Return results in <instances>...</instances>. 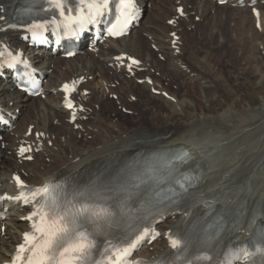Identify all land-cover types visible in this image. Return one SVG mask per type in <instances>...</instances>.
I'll return each instance as SVG.
<instances>
[{"label": "bare ground", "instance_id": "obj_1", "mask_svg": "<svg viewBox=\"0 0 264 264\" xmlns=\"http://www.w3.org/2000/svg\"><path fill=\"white\" fill-rule=\"evenodd\" d=\"M17 1L0 0V17H2L0 19V45L9 43L14 46H20L16 40L18 34L15 31L8 30L11 13L16 7ZM158 1L160 5H165V2ZM173 1L177 5L168 11L169 17H166V21L175 20L171 26L162 27L159 25L161 17L156 13L158 11L149 12L151 18L147 25L151 23V27L144 28L145 26H142V22H140L139 27L131 32L127 38L104 42L102 45L97 46L94 53L85 52L83 56L69 60L56 59V57H49L47 54L33 56L35 67L45 74L46 80L42 86L45 96L44 100H41V97L35 98L36 100L25 99L20 93L13 90L9 82L0 80V104L3 112L15 114L16 110H19L20 116L25 117L23 124H21L23 128L19 127V120L21 119L19 117L13 124L15 126L14 130L4 133L3 140L0 142V185L3 187L1 192H9L13 189V175L21 174L25 182L39 185L43 181L57 180L70 173L75 174L86 167L98 166L107 156L115 152H122L124 156H128L143 148H166L178 145L186 147L188 152L194 157L192 164L186 165L184 169L192 168L195 165L198 166L197 171H200L202 177L206 176V170L209 168L208 164L211 161L210 151L218 145L222 137L218 130H204L203 126L205 124L209 126L212 119L194 120L191 123L183 122L179 123L176 128H172V126H175L174 124L168 127L165 125H153L152 127L147 125L148 118L153 117L151 113L147 112L152 110L148 107V102L151 100L160 102L166 107H168L167 104L170 105L168 112L153 110L155 112L158 111L155 114L158 118L155 120L160 121L162 120L159 117L163 121L168 120L170 117H175L179 121L186 118L189 107L193 106V95L197 94L196 91L198 92L197 96L200 97V101L206 108L209 104L208 102L212 101V99H208L210 89H212L209 81H205L206 79L201 78L197 74H192L187 68H183L184 64L180 62L183 56L182 53L180 55L175 54V51L180 49V40L175 46L171 45L172 38L169 37V33L178 30L181 22V19L177 18L176 8L183 7L185 19H182V22L187 27H193V21L189 17L190 14H193V18H199V23L196 22L194 24L200 28L201 35L198 38H194L192 33L188 35L191 39H196L198 43L209 41L216 46L214 52L224 51V53L229 54L228 43L230 40H236L241 47H245L244 40H248L249 37L251 38L249 43L253 47L262 48L264 52V0H260L255 6L260 11L259 30L255 28V21L250 13L248 15L245 14L246 9L233 8L229 4L220 7L217 5V0ZM137 2L143 9H147V5L150 4V0H137ZM189 6H191L190 9H188ZM226 21L232 23L231 27L233 26V29L227 28L228 24L226 25ZM227 30L228 33L231 32V36L234 33V39H231L232 37L226 34ZM141 33L151 37V45L157 48L156 52L146 51L144 54L142 53L143 40ZM121 55L133 57L139 61L140 65L131 71L133 72V77H129L131 72L126 70L127 59H120ZM158 56H163L165 58L164 62L159 61ZM252 56H254V53ZM263 56L264 54L261 57ZM250 58L253 60L252 57ZM262 60L264 61V58ZM205 62L206 60H204L203 66H206ZM110 65H112L111 68L109 67ZM50 69H52L51 73H49ZM215 71L213 70L214 73ZM155 72H158L163 77L170 78L172 81H176L181 87L186 88L189 86L190 94L184 93L177 96L175 93H168L159 79L150 78V75ZM254 74L259 79L264 80L263 69H254ZM81 78H83L81 89L88 91L89 96L83 97L82 92L73 96V100L76 103V121L70 124V112L65 111L63 108V97L60 87L63 83L72 79L78 81ZM146 78L151 79V83H148ZM137 81L140 84H137ZM112 84L115 87L113 89L108 88ZM137 90H140L141 94L137 93ZM155 92H159V94L156 95ZM135 93H137L139 99L135 103H132L131 100L129 102L127 99L134 96ZM163 93H167L172 98L173 103L165 99L162 96ZM109 94H118L116 101H108L107 96ZM143 94L146 95L141 96ZM123 101L135 109L137 108V113L127 116L117 112L114 107L121 104L125 105ZM80 105L83 106V111L79 109ZM261 107L264 109V103ZM232 110V107L229 106L227 113L222 117L230 119V116H232L231 112H234ZM103 112L111 115L104 117L105 113ZM253 113L255 112L253 111ZM85 117L87 118L86 120L91 119L81 122L80 120ZM119 118L128 120L131 123L130 128L126 129L121 124H118L117 120ZM145 120L147 122H144ZM141 122L145 124H141ZM76 126L79 129L74 131L73 129ZM29 128H32L31 136H27ZM64 130L70 132L71 136L67 132L63 134ZM36 135L40 138H36ZM73 135L76 137L87 136L89 140H78L71 143L69 139H74ZM49 142L53 143L50 148L47 147ZM21 145H30L32 148L40 150L37 155H32L34 158L32 163L22 162L23 157H19L17 154L18 147ZM206 146H210V148H206ZM43 155L50 156L53 159L52 164L42 163ZM199 161H202L201 167ZM209 180L211 181L206 183V185L213 182L212 179ZM201 186L197 187V193ZM199 203L200 200L195 196L186 208L179 210L181 214H178V212L172 214L169 220L160 225L162 242L160 245H157L156 242L151 246L145 247L142 251V254L145 255L144 257L152 258L161 252L168 251L165 239L167 236L166 232L182 226L192 210L204 209V207H208L206 205H209V207L216 205L215 202H207L204 206H200ZM27 213V210H23L13 218L15 222L13 223L14 229L25 231L29 227V222L26 219ZM256 218L257 214L252 216V219ZM249 225L251 226V224ZM245 233V231L232 233L231 238L243 237ZM19 240L17 233L12 235L9 232L5 233L4 236L0 235V258L7 259ZM151 250L153 251L151 252ZM142 254L140 255L142 256Z\"/></svg>", "mask_w": 264, "mask_h": 264}, {"label": "rangeland", "instance_id": "obj_2", "mask_svg": "<svg viewBox=\"0 0 264 264\" xmlns=\"http://www.w3.org/2000/svg\"><path fill=\"white\" fill-rule=\"evenodd\" d=\"M157 1L158 0L151 1L155 6L152 8L153 12L158 11L156 13L162 17L159 25L166 27L167 24L165 23V17L161 15L166 14V17L168 18V11L173 8H170L172 6L167 3V0H161L165 2V5H160ZM170 3L173 4L172 1ZM148 7L150 9L151 5L148 4ZM190 8L191 6H189L188 9ZM161 12L163 13L160 15ZM150 18L151 14H149L148 11V13H145V19L143 20L142 26H145L144 28L152 26L151 23L147 25ZM190 18L193 20V23L191 22L193 26L192 30L190 27L187 28L184 24L180 28L181 47L183 48H181L183 56L180 59V62L184 60L182 63H184V66L189 67L187 69H189L192 74H197L201 78L206 79L205 81H209L212 89H210L208 99H212V101L209 100L210 102H208L209 104L206 108L200 101V97L197 96L198 92L196 91V97L193 95V106L189 107L190 109L186 118L179 121L175 119V117H170L168 120L163 121V119L159 117V119L162 120L160 121L155 120L158 118L155 116L158 111L155 112L153 110L168 112L170 110V105L167 104L168 107H166L160 102L159 104L158 102L151 100L148 102V107L152 110L147 112L151 113L153 117L148 118V122L146 120L144 122H147V125L150 127L153 125H165L168 127L169 125L174 124L175 126H172V128H176L179 123H191L194 120L196 121L206 118H210V120L212 119L209 126L205 124L203 126L205 129H203L218 130L222 137L218 145L210 151L211 161L208 164L209 168L206 170V176L202 178V185L204 184V187L202 186L203 188L200 189L199 194L204 201L221 202L222 210L227 212L231 223L235 227L240 228L249 221L252 213L256 211L257 214L264 210V109L261 107L264 103V80L259 79L258 76H255L254 74V69L261 68L264 70V61L262 60L264 56L261 57L264 52L262 54V51L259 50L258 47H253L251 43H249V39H251L250 37L248 40H244L245 43H243L244 46L246 44L245 47H241L236 40H230L228 43L230 45H228L229 54L224 53V51L218 53L214 52L216 46L209 41H201V43H198L196 39H191L188 37L189 35L187 36L190 32L194 38H198V36L201 35L200 28L194 24V22L198 23V19H193V15H191ZM226 22V25L228 24L227 28L233 29V26L231 27L232 23L229 21ZM142 34L145 33H141V38L143 40L141 50L144 54L146 51L154 50L155 47L149 46L150 37L147 38L145 34L144 37L147 39L146 40ZM226 34L229 35V37H232L231 39H234V33L231 36V32L228 33L227 30ZM253 53L254 56H252ZM250 57H252L253 60H251ZM204 60H206V66H203ZM159 61L163 62V57H160ZM213 70H216L215 73ZM152 76L154 77V75ZM155 77L159 78L158 76ZM161 81L169 92H175L177 96L184 93L190 94L189 86L181 88L175 82L170 80L161 79ZM191 84L193 85V83ZM139 91L137 90L138 93H140ZM145 95L146 94H143L141 96ZM135 98L136 97L129 98V101L131 100L134 102ZM111 99L113 100L114 98ZM125 105L129 108H134L128 103L126 104V102ZM150 106H153L154 108ZM229 106L232 107L234 112H231L232 116H230V119H224L222 116L227 113ZM114 109L116 110V106ZM123 110H125V108L122 109V107L119 106L116 111L125 114ZM126 110L130 113L134 111L128 110L127 108ZM107 111L109 110L107 109ZM253 111L255 113H253ZM103 113H105L103 115L104 117L111 115L110 113ZM23 117L24 116L19 120V127L21 129L23 128L21 124H23V121L25 120V117ZM90 119L86 121H89ZM117 123L121 124L126 129H129L131 126V123L128 120H124L123 122L120 118L117 120ZM141 124L145 123L141 122ZM65 132L71 136L70 132L65 130L63 131V134ZM65 137L68 138L67 136ZM72 137L74 139H69L71 143L78 141V137L74 135ZM48 146L51 147V143H49ZM207 147L210 148V146H206V148ZM43 160L47 163L51 161L50 158H43ZM209 179H212L213 182L206 185V183L211 181ZM11 223V220L7 221V230L11 233L14 232L12 234L14 235L16 233L13 230L14 226ZM152 251L153 250H151V252Z\"/></svg>", "mask_w": 264, "mask_h": 264}, {"label": "snow or ice", "instance_id": "obj_3", "mask_svg": "<svg viewBox=\"0 0 264 264\" xmlns=\"http://www.w3.org/2000/svg\"><path fill=\"white\" fill-rule=\"evenodd\" d=\"M46 2L49 8L57 10L62 18L59 21L53 20V23L57 26L63 25L66 32L83 30L88 25L101 23L102 18L113 10L114 5L115 19L109 23L107 32L111 36L122 35L137 13L136 0H75L74 7H68L69 0ZM180 11L183 14L182 10ZM33 27L40 28L43 25L35 24ZM2 55L3 53H0V56ZM132 62L138 63L136 60ZM64 89L66 92L70 90L67 84ZM25 151L21 149V153ZM187 155L185 153V156ZM168 168V163L159 169L153 168L152 178H156L155 174L160 172L162 179ZM14 179L20 186L21 193L17 197L5 198L22 200L25 204L32 202L36 207L27 217V220L32 222L31 231L23 233V242L16 246L11 264H130L128 258L151 234L147 227L135 229L129 208L133 193L148 183L141 177H136L131 186L124 183L104 187L93 183L80 189H73L71 192L66 191L65 182L27 188L19 176ZM176 183L181 189L185 188L183 181L177 180ZM170 191L174 196L180 195L174 189ZM153 207L150 201L145 202L144 207L138 210L144 215L138 218H146L151 214ZM124 228L135 231L134 236L122 245H113L109 242L107 247L101 249V240L113 231ZM212 241V236H206L200 243L207 247ZM171 247L176 250L171 260L167 262L154 260L151 264H192L185 256L189 248L187 241L173 239ZM257 254L264 256V238L255 252L242 248L236 253V259L255 264L253 257ZM199 258L203 261L212 259L207 254ZM136 264L141 262L137 261ZM261 264H264V261Z\"/></svg>", "mask_w": 264, "mask_h": 264}]
</instances>
